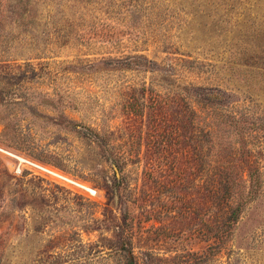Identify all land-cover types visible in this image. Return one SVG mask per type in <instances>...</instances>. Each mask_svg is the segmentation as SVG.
Listing matches in <instances>:
<instances>
[{
	"label": "rangeland",
	"instance_id": "obj_1",
	"mask_svg": "<svg viewBox=\"0 0 264 264\" xmlns=\"http://www.w3.org/2000/svg\"><path fill=\"white\" fill-rule=\"evenodd\" d=\"M0 264H264V0H0Z\"/></svg>",
	"mask_w": 264,
	"mask_h": 264
},
{
	"label": "trees",
	"instance_id": "obj_2",
	"mask_svg": "<svg viewBox=\"0 0 264 264\" xmlns=\"http://www.w3.org/2000/svg\"><path fill=\"white\" fill-rule=\"evenodd\" d=\"M255 172L256 171L254 170L253 172L250 173L251 178L253 177V175H254Z\"/></svg>",
	"mask_w": 264,
	"mask_h": 264
}]
</instances>
